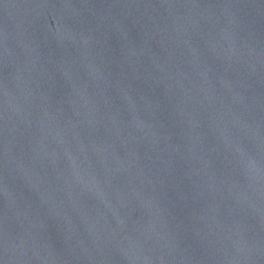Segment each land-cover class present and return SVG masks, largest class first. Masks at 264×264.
<instances>
[{
    "label": "water",
    "instance_id": "water-1",
    "mask_svg": "<svg viewBox=\"0 0 264 264\" xmlns=\"http://www.w3.org/2000/svg\"><path fill=\"white\" fill-rule=\"evenodd\" d=\"M0 264H264V0H0Z\"/></svg>",
    "mask_w": 264,
    "mask_h": 264
}]
</instances>
